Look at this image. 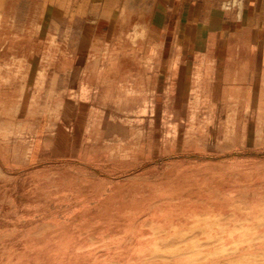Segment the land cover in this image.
Instances as JSON below:
<instances>
[{
    "label": "rangeland",
    "instance_id": "374dc122",
    "mask_svg": "<svg viewBox=\"0 0 264 264\" xmlns=\"http://www.w3.org/2000/svg\"><path fill=\"white\" fill-rule=\"evenodd\" d=\"M136 6V0H111L105 9L103 0H0V264H62L65 260L71 264L70 260L79 262L82 257L84 263H91L99 256L103 258L107 249L110 257L111 252H114L113 257H120L133 241L130 238H139L140 233V241L145 239L142 243L147 247V250L143 248L146 252L142 249V253L150 255L151 245L157 240L151 238L170 239L174 236L168 222L160 227L156 222L173 219L181 222L179 226L182 228H175L179 234L177 232L163 250H157L158 254L162 251L166 255V251L168 255L176 246L178 248L174 250L184 248L186 243V246H191L188 243L196 240L192 245L197 247L189 254L197 255L199 262H206L207 258L210 261L206 264H231L232 261L235 264L238 257L240 262L237 260V264H264V245L260 249L263 253L257 248L264 244V203H260L264 202V185H261L264 184V112L258 98L256 121L260 128H257L255 139L251 135L238 136L234 130L217 129L220 122L216 121V113L199 112L198 102L193 105L195 111L189 112L186 119L183 113H171L168 93H162V88L160 104H156L150 89L145 90L143 104L134 113L119 110L120 106L105 105L94 98V77L100 66L92 65L93 62H105L109 57L122 58L127 51L132 55L144 53V57L152 56V51L148 52L146 48L131 50L123 43L149 39L143 28L137 26L140 18L136 16ZM145 62L144 69L152 70L151 59ZM79 99L94 103V110L90 121L82 123L81 137H74L77 131L72 130L70 120L61 118V109L66 101L72 103ZM109 114L114 115L117 122L125 124L126 129L119 130L116 135L105 131L104 122ZM133 117L137 121H131ZM216 132H219L218 137ZM238 171L242 175L241 180H238ZM220 174L223 177L220 178ZM209 175H212V180L217 177L215 181L221 187L216 182L212 183ZM230 175L232 179L228 178ZM225 178L226 182L232 181L226 183ZM257 179L261 184L257 183L259 181L255 183ZM253 182L256 184L254 190ZM168 185L174 188L168 190ZM234 187H237L236 191ZM240 187L246 188L243 189L245 193L249 190L251 193H243ZM198 193H201V201L199 195L195 196ZM201 195L207 198L203 196V199ZM251 200L259 205L254 207ZM165 203L172 208L169 212ZM219 203L224 209L217 205ZM185 204L187 207H183ZM181 207L183 210L179 211ZM194 208L201 211H194ZM214 208L221 210L217 212ZM246 208L250 210L248 213ZM208 209L216 212V218H205L203 212ZM173 211L175 217L170 216ZM178 211L180 217L176 213ZM240 211H245L244 215H239ZM181 212L190 216L192 213L194 217L198 212V215L197 218L185 215L183 219ZM245 214L252 216L245 217ZM193 219H197L199 224L192 228ZM127 222H132L130 227L126 226ZM233 224L239 225L238 231ZM201 225L209 228L202 229ZM229 227L234 229L228 230ZM142 228L146 229L147 237L143 235L144 230L139 233ZM224 231L230 232L229 235L222 234ZM249 232L251 235H247ZM221 237L234 243L229 241L230 244ZM251 244L255 245V251L257 248L256 253ZM249 245L250 249L245 250ZM240 247L246 251L245 254ZM249 251H254L252 255L255 254V258ZM93 254L98 256L95 258ZM215 254L216 258L211 260ZM217 254L228 260L221 261Z\"/></svg>",
    "mask_w": 264,
    "mask_h": 264
},
{
    "label": "crops",
    "instance_id": "0c3cea01",
    "mask_svg": "<svg viewBox=\"0 0 264 264\" xmlns=\"http://www.w3.org/2000/svg\"><path fill=\"white\" fill-rule=\"evenodd\" d=\"M103 1L105 9L111 0ZM136 1L137 26L149 39L123 43L131 50L146 48L152 56L127 51L122 58L93 62L100 66L94 98L134 113L143 104L145 90L150 89L160 104L162 88L171 113H183L186 119L198 102L199 112L216 113L217 129L255 139L260 128L257 98L264 112V0H242L238 11L222 10L224 0ZM150 59L152 70L144 69ZM93 110L94 103L80 99L63 103L61 118L71 121L74 137H81L82 123L90 121ZM107 117L105 131L116 135L126 129L114 115Z\"/></svg>",
    "mask_w": 264,
    "mask_h": 264
},
{
    "label": "bare ground",
    "instance_id": "6f19581e",
    "mask_svg": "<svg viewBox=\"0 0 264 264\" xmlns=\"http://www.w3.org/2000/svg\"><path fill=\"white\" fill-rule=\"evenodd\" d=\"M114 6H115V5H114ZM125 16H126V15H125ZM120 21H121V20H120ZM118 22H119V21H118ZM121 31H122V30H121ZM119 33H120V32H119ZM232 173H233V172H232ZM236 173H238V175L240 176V172H239V171L236 172ZM223 174H224V173H223ZM223 174H220V175H221L220 178L223 177V176H224V177H227V176H225V174H224V175H223ZM230 174H231V173H230ZM222 175H223V176H222ZM226 175H227V174H226ZM232 175H233V174H232ZM246 175H247V173H246ZM248 175H249V174H248ZM253 175H254V174H253ZM260 175H261V173H260ZM209 176L211 177V180H212V175H209ZM209 176H208V177H209ZM233 176H234V175H233ZM241 176H242V175H241ZM241 176H240V179L238 178V180H241V179H242ZM244 176H245V173H244ZM257 176H259V175L257 174ZM191 177H192V176H191ZM199 177H200V176H198L197 178H199ZM214 177H215V176H213V178H214ZM246 177H247V176H246ZM246 177H245V178H246ZM216 178H217V177H216ZM216 178H215V179H216ZM228 178L232 179V178H231V175H230V177H228ZM228 178H227V179H228ZM236 178H237V177H236ZM251 178H252V177H251ZM202 179H203V178H202ZM202 179L200 178V180H202ZM206 179H207V178H206ZM209 179H210V178H209ZM215 179H213L214 181L212 180V183H215V182H216ZM247 179H248V178H247ZM253 179H256V178H253ZM185 180H186V179H185ZM235 180H236V179H235ZM263 180H264V179H263ZM220 181H221V179H220ZM230 181H232V180H230ZM230 181L227 180V182H230ZM243 181H244V180H243ZM243 181H242V182H243ZM254 181H255V180H254ZM257 181H259V182H257ZM185 182H186V181H185ZM200 182H201V181H200ZM202 182H203V181H202ZM221 182H222V181H221ZM225 182H226V178H225ZM227 182H226V183H227ZM256 182H257V183H260V180L257 179V180L255 181V183H256ZM216 183H217V182H216ZM222 183H223V184H222ZM222 183H221V184L224 185V182H222ZM238 183H239V182H238ZM247 183H249V182L247 181ZM247 183H246V186L248 185ZM253 183H254V182H253ZM253 183H252V184H253ZM255 183H254L253 186H252V187H253V190L255 189V185H256ZM192 184H193V183H192ZM192 184H191V185H192ZM201 184H202V183H201ZM217 184H218V183H217ZM260 184H261V183H260ZM209 185H210V184H209ZM209 185H208V186H209ZM227 185H228V184H227ZM250 185H251V184H249V187H250ZM261 185H264V184H261ZM168 186H169V187H168V190H169L170 187H172V186H171V185H168ZM210 186H211V185H210ZM212 186H213V185H212ZM212 186H211V187H212ZM217 186H219V184H218ZM217 186L215 185L214 187H217ZM230 186H231V185H230ZM239 186H241V185L239 184ZM259 186H260V185L258 184V187H259ZM192 187H194V185H193ZM219 187H221V186H219ZM225 187H226V185H225ZM227 187H228V186H227ZM237 187H238V186H237ZM237 187H236V188H237ZM262 187H263V186H262ZM172 188H174V187H172ZM229 188H230V187H228V189H229ZM232 188H233V187H232ZM236 188L234 187L235 191H236ZM226 189H227V188H225V190H226ZM228 189H227V191H229ZM243 189L245 190L246 188H243ZM243 189H242V187H240V190H242L243 193H245V191H244ZM249 189L251 190V187H250ZM259 189L261 190V186L259 187ZM170 190H171V189H170ZM211 190H212V189H211ZM215 190H216V189H215ZM218 190H219V189H218ZM230 190H231V188H230ZM250 190H249V191H250ZM124 191H125V190H124ZM227 191H226V193H227ZM231 191H232V190H231ZM231 191H230V192H231ZM238 191H239V190H238ZM238 191H237V192H238ZM249 191H247V192H249ZM257 191H259V190L257 189ZM164 192H165V191H164ZM195 192H196V191H195ZM195 192H194V193H195ZM219 192H220V191H219ZM224 192H225V191H224ZM247 192H246L245 194H247ZM220 193H222V192H220ZM233 193H234V192H233ZM240 193H241V192H240ZM249 193H251V192H249ZM199 194H201V193H198V194H196V195L194 194V195L197 196V195H199ZM215 194H216V193H215ZM228 194H229V193H228ZM236 194H237V193H236ZM252 194H253V193H252ZM254 194H255V192H254ZM231 195H232V193H231ZM233 195H234V194H233ZM240 195H241V194H240ZM255 195H257V194H255ZM140 196H141V195H140ZM188 196H189V195H187L186 197H188ZM192 196H193V194H192V195L190 194V197H192ZM203 196H204L205 198H207L206 195H203ZM203 196L201 195V197L204 199ZM208 196H209V195H208ZM221 196H222V194H221ZM241 196H242V195H241ZM250 196H251V195H250ZM263 196H264V194H263ZM146 197H147V196H146ZM183 197H185V196H183ZM190 197H188V198L190 199ZM217 197H218V196H217ZM229 197H231V196H229ZM243 197L246 198L245 195H244ZM243 197H240V198H242V200L244 201L245 199H243ZM252 197H253V196H252ZM261 197H262V196H261ZM261 197H260V198L257 197V198H258V199H262V198H264V197H262V198H261ZM143 198H144V196H143ZM193 198H194V197H193ZM196 198H197V197H196ZM211 198H213V196H212ZM220 198H221V197H220ZM220 198H219V199H220ZM236 198H237V197H236ZM250 198H251V197H250ZM138 199H139V198H138ZM179 199H180V198H179ZM179 199H178V201L176 200V203H175V204H177V202H179ZM199 199H200V195H199ZM216 199H218V198H216ZM238 199H239V198H238ZM246 199H247V198H246ZM252 199H254V198H252ZM197 200H198V198H197ZM201 200H202V199H200V201H201ZM207 200H209V198H208ZM211 200H212V199H211ZM213 200H214V199H213ZM231 200H233V199H231ZM240 200H241V199H240ZM240 200H239V201H240ZM168 201H170V199H169ZM180 201H181V200H180ZM182 201H183V200H182ZM182 201H181V202H182ZM209 201H210V200H209ZM209 201H207V202H209ZM220 201H221V200H220ZM251 201H252V200H251ZM258 201H259V200H258ZM189 202H190V201H188V203H189ZM192 202H193V200H192ZM207 202H206V203H207ZM211 202H212V201H211ZM216 202H217V201H216ZM230 202H231V201H230ZM235 202L237 203V201H235ZM244 202H245V201H244ZM246 202H247V201H246ZM193 203H194V202H193ZM197 203H198V202H197ZM203 203H204V201H203ZM220 203H221V202H220ZM220 203L217 204V205L220 206V205H221ZM231 203H232V202H231ZM236 203H235V204H236ZM251 203H252V205H253L254 207H255V205L257 204L255 201H252ZM260 203H264V202H260ZM165 204H166V203H165ZM170 204H171V202H170ZM199 204H202V203H199ZM211 204H212V203H211ZM233 204H234V203H233ZM243 204H244V203H243ZM247 204H250V203L248 202ZM247 204H246V205H247ZM166 205H168V203H167ZM177 205H178V204H177ZM180 205H181V204H180ZM202 205H204V207H205V203L202 204ZM217 205H216V206H217ZM231 205H232V204H231ZM257 205H259V204H257ZM257 205H256V206H257ZM261 205H262V204H261ZM161 206H162V205H161ZM161 206H160V207H161ZM163 206L165 207V205H163ZM163 206H162V208H163ZM184 206L187 207V204L183 205V207H184ZM188 206H189V204H188ZM190 206H192V205H190ZM206 206H207V204H206ZM213 206H214V204H213ZM222 206H223V205H221V207H222ZM235 206H236V205H235ZM238 206H239V205H238ZM241 206H242V204L240 205V207H241ZM247 206H248V205H247ZM247 206H246V207H247ZM157 207H159V205H158ZM157 207H156V208H157ZM166 207H167V206H166ZM172 207H174V206H172ZM186 207H185V208H186ZM194 207H195V206H194ZM226 207H227V206H226ZM230 207H231V206H230ZM243 207H245V205H243ZM261 207H262V206H261ZM169 208H171V206L169 207V205H168V209H169ZM195 208H197V207H195ZM195 208H194V211H195V210L198 211V209H195ZM198 208H199V207H198ZM209 208H213V207H209ZM222 208H223V207H222ZM227 208H228V207H227ZM234 208H235V207H234ZM248 208H250V207L248 206ZM248 208H246L245 211H247ZM251 208H253V207H251ZM262 208H263V207H262ZM123 209H124V208H123ZM168 209H166V210L169 212L170 209H169V210H168ZM171 209H172V208H171ZM190 209H191V207H190ZM205 209H206V208H205ZM223 209H224V208H223ZM156 210H158V209H156ZM161 210H162V209H161ZM182 210H183V209H182V207H181V210H179V211H182ZM206 210H207V209H206ZM210 210H212V209H210ZM214 210L218 212V210L220 211L221 208H220V209L218 208V210H216V209L214 208ZM214 210H213V211H209V209H208V211L203 212V213H205V215H206L205 218H216V212H215ZM232 210H234V209H232ZM239 210H240V208H239L237 211L239 212ZM242 210H243V209H242ZM256 210L259 211L258 209H256ZM158 211H159V210H158ZM162 211H163V210H162ZM179 211L176 212V213L179 214ZM199 211H201V210H199ZM199 211H198V212H199ZM203 211H204V210H203ZM222 211H223V210H222ZM234 211H235V210H234ZM234 211H233V212H234ZM237 211H235V212H237ZM245 211H244V212H245ZM248 211H250V210H248ZM248 211H247V213H248ZM254 211H255V210H254ZM260 211H261V210H260ZM260 211H259V212H260ZM110 212H111V211H110ZM163 212H165V211H163ZM188 212H189V211H188ZM198 212L195 213V217H196V215H198ZM224 212L226 213L227 211L224 210ZM238 212H237V213H238ZM244 212H242V213H243V214H242L241 211H240L239 215H241V214L244 215ZM155 213H157V211H156ZM155 213H154V214H155ZM161 213H162V212H161ZM161 213L159 212L160 215H161ZM174 213H175V211H173V214L170 215V216L173 217V216L175 215ZM181 213H182L181 216L183 215V219H184V216H185L186 214H185L184 212H181ZM203 213H201V214H203ZM219 213H220V212H219ZM249 213H250V212H249ZM257 213H258V212H257ZM157 214H158V213H157ZM165 214H166V213H165ZM220 214H221V213H220ZM251 214H252V213H251ZM251 214H247V215L249 216V215H251ZM105 215H106V214H105ZM188 215H189V216H188ZM188 215H186V216L191 217V218H195V217L192 215V213H191V216H190L189 213H188ZM222 215H223V214H221V216H222ZM224 215H225V214H224ZM247 215L245 214V217H246ZM252 215L254 216L255 214L253 213ZM252 215H251V216H252ZM164 216H166V215H164ZM186 216H185V217H186ZM192 216H193V217H192ZM199 216H200V215H199ZM221 216H220V217H221ZM255 216H257V215H255ZM155 217H156V216H155ZM158 217H159V215H158ZM161 217H163V215H161ZM166 217L168 218V216H166ZM174 217H175V216H174ZM178 217H180V214H179ZM231 217H232V216H231ZM242 217H243V216H242ZM106 218H107V217H106ZM159 218H160V217H159ZM196 218H197V217H196ZM203 218H204V217H203ZM217 218H218V217H217ZM225 218H226V216H225ZM232 218H235V217L233 216ZM259 218H260V217H259ZM259 218H258V219H259ZM170 219H171V218H170ZM177 219H180V218H177ZM187 219H188V218H187ZM218 219H219V218H218ZM241 219H242V218H241ZM255 219H256V218H255ZM159 220H160V219H159ZM161 220H162V219H161ZM163 220H164V219H163ZM185 220H186V218H185ZM188 220H189V219H188ZM188 220H187V221H188ZM193 220H194V219H193ZM211 220H212V219H211ZM213 220H214V219H213ZM216 220H217V219H216ZM233 220H234V219H233ZM233 220H231V221H233ZM253 220H254V219H253ZM144 221H145V220H144ZM177 221H179V220H177ZM214 221H215V220H214ZM145 222H146V221H145ZM145 222H144V224H145ZM154 222H155V221H154ZM166 222H168V225L170 224V226H169L170 229H171V230H174V231H172V235H174V236H173V237H170V239H167V238H164V237H163V238H161V237H160V238H153V239L151 238V240H153V241H154V239H155V240L157 239V240L154 241L152 245L150 244V245L152 246V247H151L152 249L149 247V248L151 249V252L148 251V252L146 253V254H148V253L150 252V255H149V254H148V255H145L144 253H142L143 250L145 251V249L147 248V247H145L146 245L142 243V241H144L145 239L143 240V238H142V241H140V237H142V236H141L142 233H140V232H141V231L143 232V230H144V229L142 228L141 230H139V233H140V237H139V238H138L137 236H136L137 239H136L135 237H134L135 239H131V238H130V240H133V241L129 244L130 246L126 244L128 240L126 241V243H125L124 245H127L128 248L126 247L127 249H125V250L123 249L125 252L123 253V255L120 253V254H121L120 257H119L118 254H113V255H118V256H116V257H113V256H112V253H114V252H111V257H110V255H108V249L106 248V249H107V254L104 255L103 258H101V259H100V256H99V259H98V258H97V259H94V258L92 257V260H93V259H94V260H93L91 263L88 262L89 259L86 261V262H88V263H84V262L82 261V260H83V257H82V258L80 257L82 260L80 259L81 261H79V262H78V260H76V262H78V263H76V262H74V261H71V260H70V263L72 262L73 264H206V262H207L208 260L210 261V259L207 260L206 257H208V256L205 255V252H204V255L206 256V257H205V258H206V262L202 260V262H204V263L198 261V257H197V255L195 256V257H196V258H195V257L193 256V254H191L193 258L191 257V255L189 254V252H190L191 250H194V248L197 247L195 244L192 245V243L196 241L195 239H194L195 241H193L192 243H191V242L188 243V244H190L191 246H186V244H187V243H186L185 245L182 244V245L185 246V247L183 246L184 248H179V249L174 250L176 247L178 248V246H176V247L173 249V252H172V251L168 252V255H167L166 251H165V254H166V255L162 254V251L159 252V253H161V254H158V253H157V250H161V249L163 250V249H164L163 246L165 245V247H166L167 245H169L170 240H172L173 238H175L177 232L179 231V230L176 231L175 228H176V227H180L179 225H180V223H181V222H178V223H177V222L174 221V219H173V220H171V221H167V220H165V221H157V222H156V223H157L156 226H157V227H160V226H162L163 223L165 224ZM190 222H192V219L190 220ZM190 222H189V223H190ZM234 222H235V221H234ZM255 222H256V221H255ZM123 223H124V221H123ZM127 223H128V222H127ZM131 223H132V222H131ZM131 223H128L126 226H127V227L129 226V227H130ZM186 223H187V222H186ZM200 223H202V222H200ZM251 223H252V222H251ZM125 224H126V223H125ZM144 224L142 223L141 226H143ZM146 224H147V223H146ZM154 224H155V223H154ZM181 224H182V223H181ZM198 224H199V222L197 221V219H195V220L193 221V223H191L192 228H193L194 226L198 225ZM252 224H253V223H252ZM252 224H250V225H252ZM255 224H256V223H255ZM168 225H167V226H168ZM185 225H186V224H185ZM191 225L189 226L188 229H190ZM228 225H229V224H228ZM126 226H125V228H126ZM141 226H140V227H141ZM165 226H166V225H165ZM167 226H166V228H167ZM201 226H202V225H201ZM230 226H231V223H230ZM232 226H234V224H233ZM238 226H239V225H238ZM238 226H236V224H235V226H234V227H237V231H238V229H239ZM245 226L247 227L248 225H245ZM245 226H244V227H245ZM120 227H121V226H120ZM157 227H155V229H156ZM185 227H186V226H185ZM185 227H184V230L186 231L187 227H186V228H185ZM203 227H205V226L203 225V226H202V229H203ZM226 227H228V226H226ZM246 227H245V228H246ZM253 227H254V226L252 225V228H253ZM110 228H111V227H110ZM117 228H119V227H117ZM146 228H147V227H146ZM164 228H165V227H164ZM181 228H182V227H180V230H181ZM192 228H191V229H192ZM197 228H198V226H197ZM200 228H201V227H199V229H200ZM205 228H207V227H205ZM208 228H209V227H208ZM208 228H207V229H208ZM113 229H115V227L112 228V230H113ZM122 229H123V228H122ZM151 229H152V227H151ZM161 229H162V228H161ZM177 229H178V228H177ZM195 229H196V228H195ZM202 229H201V230H202ZM223 229H224V228H223ZM233 229H234V228L229 227L228 230H233ZM243 229H244V228H243ZM120 230H121V228H120ZM123 230H124V229H123ZM123 230H122L121 233H123ZM125 230H126V229H125ZM132 230H134V229H132ZM145 230H146V229H145ZM145 230H144V233H145ZM148 230H149V229H148ZM148 230H147V232H148ZM158 230L161 231L160 228H159ZM164 230H165V229H164ZM184 230H182V231H184ZM193 230H194V229H193ZM197 230H198V229H197ZM201 230H200V232H201ZM204 230H205V229H204ZM212 230H213V229H211V231H212ZM224 230H225V229H224ZM235 230H236V229H235ZM252 230H253V229H252ZM255 230H257V228H256ZM263 230H264V229H262V231H263ZM167 231H169V229H168ZM198 231H199V230H198ZM206 231H207V230H206ZM206 231H205V233H206ZM211 231H210V232H211ZM215 231H217V230H215ZM245 231H246V230H245ZM258 231L260 232V230H258ZM114 232L116 233V231H114ZM117 232H118V230H117ZM151 232H152V230H151ZM155 232H156V231H155ZM188 232H189V231H188ZM210 232H209V234L212 235ZM221 232H223V231H221ZM226 232H227V231H226ZM243 232H244V231H243ZM263 232H264V231H263ZM110 233H112V232H110ZM152 233H153V232H152ZM156 233H157V232H156ZM162 233L164 234V233H166V232L163 231ZM167 233H168V232H167ZM190 233H191V232H190ZM192 233H193V232H192ZM201 233H203V231H202ZM207 233H208V232H207ZM207 233H206V234H207ZM229 233H230V232H229ZM229 233H228V232L225 233V231H224V233H222V234H224V235H227V234H228V235H229ZM253 233H255L254 230H253ZM256 233H257V232H256ZM256 233H255V235H256ZM260 233H262V232H260ZM92 234H93V233H92ZM116 234H117V233H116ZM168 234H169V233H168ZM178 234H179V232H178ZM181 234L183 235L182 232H181ZM181 234H180V235H181ZM184 234H185V233H184ZM188 234H189V233H188ZM214 234H215V232H213V235H214ZM218 234H220V233H218ZM222 234H221V235H222ZM232 234H233V233L231 232V236H232ZM241 234L243 235V233H241ZM249 234L251 235L250 232H249L247 235H249ZM143 235H146V237H147V234H146V233L143 234ZM153 235H154V234H153ZM153 235H152V237H153ZM191 235H192V234H191ZM198 235H199V234H198ZM198 235H197V236H198ZM235 235H236V233H234V236H235ZM242 235H241L242 238L245 237L246 239H249L248 236L246 237V236L243 235V236H244V237H243ZM255 235H254V236H255ZM258 235H259V234H258ZM113 236H114V235H113ZM149 236H150V235H149ZM149 236H148V238H149ZM157 236H158V235H157ZM160 236H161V234H160ZM170 236H171V235H170ZM200 236H202V234H200ZM200 236H198V237L200 238ZM120 237H123V235L120 236ZM143 237H144V236H143ZM178 237H179V236H178ZM180 237H181V236H180ZM202 237H203V236H202ZM205 237H206V236H205ZM205 237H204V238H205ZM235 237H236V238H235ZM235 237H234L235 239L238 238L237 235H236ZM252 237H253V234H252ZM255 237H256V236H255ZM105 238H106V237H105ZM125 238H126V237H125ZM128 238H129V237H128ZM132 238H133V237H132ZM182 238H183V237H182ZM206 238H207V237H206ZM227 238H228V236L226 237V239H227ZM229 238H230V236H229ZM234 238H233V239H234ZM242 238H240V239H242ZM81 239H82V238H81ZM138 239H139V240H138ZM149 239H150V238H149ZM196 239H197V237H196ZM208 239H209V238H208ZM211 239L213 240V238H211ZM214 239H216V241L218 240V238H214ZM221 239H222V237H221ZM246 239H244V240H246ZM251 239H252V238H251ZM69 240H70V239H69ZM119 240L121 241V239H119ZM177 240H179V239H177ZM177 240H176V241H177ZM204 240H205V239H204ZM219 240H220V239H219ZM222 240H224V241H228V242H229V241H233V240H231V239H230V240L222 239ZM259 240H260V239H259ZM259 240H258V241H259ZM87 241H88V240H87ZM87 241H86V242H87ZM99 241H100V240H99ZM104 241H105V239H104ZM122 241H123V238H122ZM147 241H148V240H147ZM205 241H206V240H205ZM240 241H241V240H240ZM242 241H243V240H242ZM247 241H248V240H247ZM258 241H255V242L257 243ZM260 241H261V240H260ZM260 241L258 242L259 244H260ZM93 242H94V241H93ZM145 242H146V241H145ZM199 242H200V241H199ZM199 242H198V243H199ZM202 242H203V241H202ZM217 242H220V243H221V241H217ZM236 242H237V243H241V242H238V240H237ZM91 243H92V241H91ZM103 243H104V242H103ZM123 243H124V242H122V244H123ZM146 243H147V242H146ZM215 243H216V242H215ZM222 243H223V242H222ZM224 243H225V242H224ZM229 243H230V242H229ZM233 243H234V241H233ZM250 243H251V241H250ZM250 243H249V244H250ZM258 243H257V244H258ZM261 243H262V242H261ZM263 243H264V242H263ZM78 244H79V243H78ZM78 244H77V245H78ZM92 244H93V243H92ZM119 244L121 245V243H119ZM217 244H218V243H217ZM230 244H231V243H230ZM230 244H229V246H230ZM257 244H256V246H257ZM61 245H62V244H61ZM80 245H81V244H79V246H80ZM107 245H108V244H107ZM114 245H116V244H114ZM148 245H149V243H148ZM148 245H147V246H148ZM243 245H244V244H243ZM243 245H242V246H243ZM245 245H247V244H245ZM251 245L254 246L253 248H251V249L254 250L255 245H254V244H251ZM251 245H249V246L247 247V249H245V250L248 251V248L251 247ZM261 245H262L261 247H259V245H258V247H257V248H259V249H258L259 252H262L260 249L263 247L264 244H261ZM79 246H78V247H79ZM81 246L83 247V245H81ZM87 246H88V245H87ZM97 246H98V245H97ZM211 246H212V245H211ZM229 246H225V247L228 248ZM233 246H234V245H233ZM235 246L237 247V245H235ZM235 246H234V247H235ZM242 246H241V247H242ZM54 247H55V245H54ZM76 247H77V246H76ZM100 247H101V246H100ZM104 247H106V246H104ZM104 247H103V248H104ZM109 247H111V245H109ZM117 247H118V246H116L115 248H117ZM122 247H123V246H122ZM122 247H121V248H122ZM124 247H125V246H124ZM144 247H145V249H143ZM209 247H210V246H209ZM241 247H240V248H241ZM68 248H69V247H68ZM85 248H86V247H85ZM88 248H89V247H88ZM88 248H86V249H88ZM92 248H93V247H92ZM92 248H90V249H92ZM115 248H114V249H115ZM119 248H120V247H118V249H119ZM170 248H171V246H170ZM170 248H169V249H170ZM218 248H219V247H218ZM238 248H239V247H237V249H238ZM257 248H256V251H257ZM55 249H56V248H55ZM64 249H65V248H64ZM64 249H63V250H64ZM75 249H76V248H75ZM75 249H74V251H76ZM78 249H80V247H79ZM86 249H85V250H86ZM111 249H113V246L111 247ZM142 249H143V250H142ZM150 249H149V250H150ZM165 249H166V248H165ZM171 249H172V248H171ZM205 249H206V248H205ZM207 249H208V248H207ZM221 249H224V247L222 248V245H221ZM234 249H235V248H234ZM249 249H250V248H249ZM263 249H264V247H263ZM85 250H84V251H85ZM94 250H95V249H93V252H94ZM100 250H101V249H100ZM100 250H99V251H100ZM146 250H147V249H146ZM215 250H216V248H215ZM217 250H218V249H217ZM217 250H216V251H217ZM219 250H220V249H219ZM227 250H228V249H227ZM235 250H236V249H235ZM240 250L243 251L244 249L241 248ZM240 250H239V251H240ZM53 251H54V250H53ZM82 251H83V250H82ZM88 251H90V250H88ZM102 251H104V250H102ZM105 251H106V250H105ZM111 251H112V250H111ZM114 251H115V250H114ZM116 251H118V253H119V250H116ZM127 251L130 252V253H128ZM213 251H214V250H213ZM230 251H231V250H230ZM237 251H238V250H237ZM239 251H238V252H239ZM254 251H255V250H254ZM254 251H252V252H254ZM256 251H255V253H256ZM263 251H264V250H263ZM76 252H77V251H76ZM80 252H81V251H80ZM80 252H79V253H80ZM120 252H121V251H120ZM145 252H146V251H145ZM191 252H192V251H191ZM214 252H215V251H214ZM214 252H213V253H214ZM238 252H237V253H238ZM240 252H241V251H240ZM240 252H239V253H240ZM243 252H244V251H243ZM245 252H246V251H245ZM245 252H244V254H245ZM249 252H251V251H249ZM249 252H248V254H250ZM252 252H251V256H254V258H255V254L252 255ZM63 253H64V252H63ZM63 253H61V255H62ZM77 253H78V252H77ZM90 253H91V252H90ZM101 253H102V252H101ZM105 253H106V252H105ZM155 253H156V256H155ZM163 253H164V251H163ZM196 253H197V252H196ZM196 253H195V254H196ZM202 253H203V252H202ZM202 253H201V254H202ZM208 253H209V252H208ZM210 253H211V251H210ZM227 253H228V252H226V255H227ZM232 253H233V251H232ZM237 253H236V255H237ZM239 253H238V254H239ZM257 253H258V252H257ZM262 253H263V252H262ZM64 254H66V253H64ZM81 254H82V256H83V253H82V252H81ZM87 254H89V253H87ZM96 254H97V253H96ZM96 254H95V255H96ZM186 254H189L190 256H186ZM198 254H199V253H198ZM219 254H220V251H219ZM219 254H217V256H218ZM221 254L224 255L225 253H221ZM234 254H235V252H234ZM248 254H247V260H248V258L250 257V256H248ZM260 254H261V253H260ZM70 255L73 256L74 254H70ZM95 255L93 254V256L96 258L98 255H96V256H95ZM99 255H103V254H99ZM199 255H200V254H199ZM199 255H198V256H199ZM202 255H203V254H202ZM209 255H210V254H209ZM226 255H224V256H226ZM52 256H53V255H52ZM59 256H60V255H59ZM72 256H70V257H72ZM79 256H81V255H79ZM91 256H92V254H91ZM91 256H89V258H91ZM220 256H221V255H220ZM220 256H218V257H220ZM231 256H232V255H230L229 257H231ZM243 256H244V255H242V257H243ZM245 256H246V255H245ZM258 256H259V254H258ZM57 257H58V256H57ZM87 257H88V255H87ZM210 257H211V256H210ZM210 257H209V258H210ZM242 257H240V258H242ZM49 258H50V257H49ZM84 258H85V257H84ZM199 258H200V257H199ZM202 258H203V257H202ZM212 258H213V259H212ZM214 258H216V254H215V256L213 255V256L211 257V260H214ZM221 258H222V259H221V261H222V260H223V257L221 256ZM235 258H236V257H235ZM235 258H233V259L235 260ZM245 258H246V257H245ZM252 258H253V257H252ZM259 258H260V257H259ZM46 259H47V258H46ZM52 259H53V258H52ZM71 259H73V258H71ZM203 259H204V258H203ZM226 259H227V257H226ZM226 259H224V260L226 261ZM242 259H243V258H242ZM242 259H241V261H242ZM256 259H257V258H256ZM90 260H91V259H90ZM200 260H201V259H200ZM216 260H217V259H216ZM224 260H223V261H224ZM227 260H228V259H227ZM231 260H232V258H231ZM237 260H238V262H240L239 259H238V257H237V259H236V262H237ZM243 260H246V259H243ZM250 260H252V259H250ZM253 260H255V259H253ZM257 260H258V259H257ZM68 261H69V260H68ZM221 261H220V262H221ZM229 261H230V260H229ZM229 261H228V262H229ZM248 261H249V260H248ZM46 262H47V261H46ZM65 262H67V261L65 260ZM65 262H64V263H65ZM236 262H235V264L238 263V262H237V263H236ZM243 262H244V261H243ZM246 262H247V261H246ZM44 263H45V262H44ZM61 263H62V262H61ZM64 263H62V264H64ZM68 263H69V262H68ZM72 263H71V264H72ZM214 263H216V262H214ZM214 263L212 262V264H214ZM218 263H219V262H218ZM218 263H217V264H218ZM46 264H47V263H46ZM57 264H58V263H57ZM65 264H67V263H65ZM207 264H208V263H207ZM209 264H210V263H209ZM231 264H234L233 261H232Z\"/></svg>",
    "mask_w": 264,
    "mask_h": 264
},
{
    "label": "built area",
    "instance_id": "2783aa9c",
    "mask_svg": "<svg viewBox=\"0 0 264 264\" xmlns=\"http://www.w3.org/2000/svg\"><path fill=\"white\" fill-rule=\"evenodd\" d=\"M242 6V0H224L221 3V8L224 11L239 10Z\"/></svg>",
    "mask_w": 264,
    "mask_h": 264
}]
</instances>
